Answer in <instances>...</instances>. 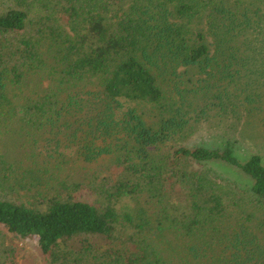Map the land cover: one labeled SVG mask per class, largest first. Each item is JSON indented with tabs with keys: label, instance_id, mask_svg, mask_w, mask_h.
I'll use <instances>...</instances> for the list:
<instances>
[{
	"label": "trees",
	"instance_id": "1",
	"mask_svg": "<svg viewBox=\"0 0 264 264\" xmlns=\"http://www.w3.org/2000/svg\"><path fill=\"white\" fill-rule=\"evenodd\" d=\"M228 1L0 0V264H264V15ZM61 147L109 163L42 190Z\"/></svg>",
	"mask_w": 264,
	"mask_h": 264
},
{
	"label": "rangeland",
	"instance_id": "2",
	"mask_svg": "<svg viewBox=\"0 0 264 264\" xmlns=\"http://www.w3.org/2000/svg\"><path fill=\"white\" fill-rule=\"evenodd\" d=\"M235 0L228 1V4L233 6ZM241 6H249L251 8V12L255 14V10H257V13H259L260 16L264 15V0H241ZM241 6L237 9H240ZM256 13V14H257ZM200 27L206 26L207 27V19L205 17H202L200 21ZM46 84V82H45ZM211 144L218 143V138H211L209 140ZM10 147H8L10 157L13 160H16V165L22 164V166L27 167L28 169H36L44 168L47 165V162L42 161L40 157H34L31 155L32 149L29 147L23 148L21 143L15 145L13 142H11ZM242 146V149L238 150L240 152L238 155L240 159L243 161L247 159L250 154L252 153H259L264 162V132L259 129L258 127L254 128L251 126L248 130L244 132V134L241 137L240 143ZM60 151H64V159L60 165V168H57L54 166L53 162H50L48 165L49 169V182L48 184H44L42 186H38V188L45 190L47 187L56 185L57 182H59L62 179L71 180V181H83L85 178H92L94 177V174L98 172V170L104 166V164L109 163V157L100 159L99 162L93 163V164H86L83 163L81 160L73 159L71 158L73 156V149H65L60 148ZM62 157H60L61 159ZM76 160V161H74ZM217 167H213L220 176H223L224 179H230L231 181L237 183L238 185L242 187H249L251 185V181L249 177H247L244 174H235L233 172V168L224 167L223 164L216 165ZM100 173V172H98ZM7 195L14 196L13 194H16L17 198L28 201L30 198V194L24 192V191H13V192H6ZM242 201V207H240V211L237 212L238 216L247 215L250 213H253V210L250 206L247 205V197L243 196ZM130 202V201H129ZM134 202H131L130 205L132 206ZM261 219L255 218L251 223L253 224L254 228L258 233H260V237L264 240V227H260L257 222H260ZM2 230H0V241L4 239V236L2 237ZM16 244L21 246L24 249V252L26 254H34L35 253V246L26 241V240H15Z\"/></svg>",
	"mask_w": 264,
	"mask_h": 264
}]
</instances>
